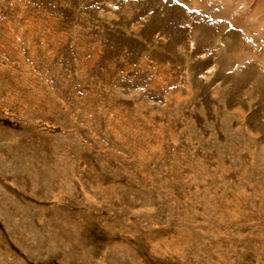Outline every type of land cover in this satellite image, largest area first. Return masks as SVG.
Wrapping results in <instances>:
<instances>
[{"label": "rangeland", "instance_id": "374dc122", "mask_svg": "<svg viewBox=\"0 0 264 264\" xmlns=\"http://www.w3.org/2000/svg\"><path fill=\"white\" fill-rule=\"evenodd\" d=\"M0 264H264V0H0Z\"/></svg>", "mask_w": 264, "mask_h": 264}]
</instances>
